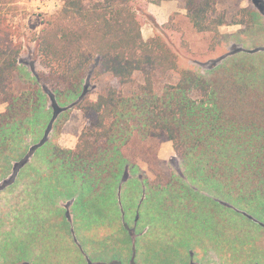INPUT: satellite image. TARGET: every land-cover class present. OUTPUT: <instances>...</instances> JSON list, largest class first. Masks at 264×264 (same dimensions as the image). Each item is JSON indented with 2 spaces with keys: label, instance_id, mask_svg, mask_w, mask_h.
<instances>
[{
  "label": "trees",
  "instance_id": "obj_1",
  "mask_svg": "<svg viewBox=\"0 0 264 264\" xmlns=\"http://www.w3.org/2000/svg\"><path fill=\"white\" fill-rule=\"evenodd\" d=\"M19 1L0 0V103L6 104L0 161L20 160L46 107V86L55 106L60 97H76L89 118L75 148L55 139L43 144L50 145L49 168L100 190L112 187L131 164L126 148L135 138L170 140L192 179H216L228 191L264 196V36L255 32L264 27L262 0L243 8L251 19L236 22L244 27L235 33L221 32L226 20L217 0H180L191 27L212 36L208 52L199 54L212 57L204 72L183 66L177 46L189 52L190 44L174 18L165 24L171 38H144L145 0H62L36 37L46 72L35 78L20 66L24 43L10 18ZM89 78L99 84L96 98ZM52 120L46 132L54 128Z\"/></svg>",
  "mask_w": 264,
  "mask_h": 264
},
{
  "label": "rangeland",
  "instance_id": "obj_2",
  "mask_svg": "<svg viewBox=\"0 0 264 264\" xmlns=\"http://www.w3.org/2000/svg\"><path fill=\"white\" fill-rule=\"evenodd\" d=\"M145 1L144 38L157 33L171 38L173 30L165 24L174 18L190 44L189 52L177 46L183 66L204 72L212 57L199 54L208 52L212 36L191 27L182 1L163 10ZM251 2L217 0V13L226 20L222 33L244 27L236 22L251 19L243 12ZM18 4L10 18L24 43L20 66L35 78L46 72L36 37L44 19L61 8L62 0ZM261 12L264 15V7ZM255 27L257 37H263V25ZM89 79L91 97L96 98L99 84ZM43 91L48 100L36 121V133L26 139L15 162L17 168L24 162L34 165L25 177L29 184L14 179L0 191L13 205L10 221L0 218V264H264V196L228 191L216 179H192L191 169L181 162L170 140L135 138L126 148L131 164L112 187L100 190L46 166L50 145L43 144L55 139L63 147L75 148L89 127V118L76 97H60L55 106L49 89L45 86ZM5 109L6 104L0 103V114ZM50 120L54 128L46 132ZM170 188L178 193L166 191ZM4 202L0 199L2 214L9 211Z\"/></svg>",
  "mask_w": 264,
  "mask_h": 264
},
{
  "label": "crops",
  "instance_id": "obj_3",
  "mask_svg": "<svg viewBox=\"0 0 264 264\" xmlns=\"http://www.w3.org/2000/svg\"><path fill=\"white\" fill-rule=\"evenodd\" d=\"M178 0H172V1H167V2H164L160 5H157V4H151V6L153 7H156L154 9H161L163 10V8L169 4H173V3H178L177 2ZM249 5V4H248ZM159 7V8H158ZM247 7V6H245ZM16 161H14L13 163H10V164H7L5 162V165H0V191H1V187L3 184H5L6 182L10 183L11 181H13L14 179L17 181L19 180L23 185L25 184H29L27 183L25 177L28 175V171L34 167L33 164H31L30 162H24L23 164H21L18 168H17V165L15 164ZM30 163V164H29ZM24 172H26L24 174ZM13 176V177H12ZM8 187H11V185H8ZM2 193V192H1ZM4 199L5 202L4 203H7L9 204V211L7 212H3L0 213V218L3 216V218L5 220H8L10 221L11 217H12V203L9 202V200L7 199V197H5V193L3 191V194H0V199ZM3 228H6V227H3ZM1 230V228H0Z\"/></svg>",
  "mask_w": 264,
  "mask_h": 264
}]
</instances>
